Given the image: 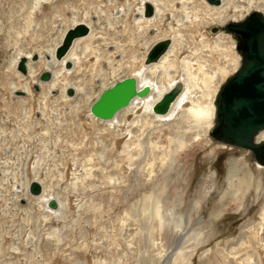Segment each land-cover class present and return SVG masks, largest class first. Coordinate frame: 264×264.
<instances>
[{"label":"rangeland","instance_id":"374dc122","mask_svg":"<svg viewBox=\"0 0 264 264\" xmlns=\"http://www.w3.org/2000/svg\"><path fill=\"white\" fill-rule=\"evenodd\" d=\"M143 1L0 0V264H264V168L211 141L213 116L163 126L136 108L110 127L87 109L112 80L140 81L141 70L166 89L187 70L193 95L208 86L203 101L213 105L239 63L219 27L253 10L264 16V0H148L158 8L149 19L136 15ZM76 21L90 32L72 43L69 70L47 83L35 62L31 78L15 71L18 54L38 53L45 66L41 54ZM163 37L168 51L145 67L146 49ZM30 181L40 196L27 193Z\"/></svg>","mask_w":264,"mask_h":264},{"label":"water","instance_id":"95a60500","mask_svg":"<svg viewBox=\"0 0 264 264\" xmlns=\"http://www.w3.org/2000/svg\"><path fill=\"white\" fill-rule=\"evenodd\" d=\"M204 1L213 6L221 3V0ZM141 7V12L136 15L139 14L142 18H151L156 13L153 4L148 0H144ZM219 29L234 39L239 64L219 85L213 96V125L208 136L212 142L248 152L249 160L264 168V140L257 138L264 131V16L253 10L239 20L227 21ZM89 30V26L82 21L65 28L52 51L41 54L46 66L37 74L36 80L47 83L54 79L57 64H61L62 71L69 70L72 62L65 56L72 42L86 36ZM170 44L169 37L154 41L145 51L143 65L157 62L168 51ZM38 58L37 53L18 55L15 71L23 77L28 76L29 63L37 61ZM38 88L39 84L33 82L32 89L38 91ZM182 89L181 79H175L151 103L150 114L160 116L168 112ZM149 92L150 86L141 85L136 76H124L112 81L99 92L88 105V113L100 122H108L134 97L144 98ZM64 93L70 97L74 95V88L66 85ZM23 94L24 90H15V95ZM27 192L30 196L37 197L42 189L36 181H31ZM46 207L55 210L52 199L48 200Z\"/></svg>","mask_w":264,"mask_h":264},{"label":"bare ground","instance_id":"6f19581e","mask_svg":"<svg viewBox=\"0 0 264 264\" xmlns=\"http://www.w3.org/2000/svg\"><path fill=\"white\" fill-rule=\"evenodd\" d=\"M36 1L38 3H41V2H43L45 0H36ZM179 1L181 2L182 0H179ZM220 5H221V3H220ZM249 6H250V4H249ZM245 10L248 11L249 9L246 8ZM157 11H158V8H155V12L156 13H157ZM223 14H225V10L222 11V12H219L217 14V17L218 18L219 17L221 18V16H223ZM208 16H211V20L214 21V18H213L212 15H208ZM147 19H149V18H147ZM141 71L137 74V76L140 78V81H138V82L141 85L148 84L150 86V92L144 98L134 97L126 107L122 108L118 112V114L121 111H123V110H131V111H134V109H136V108H142L143 109V113L145 115L146 114H150V105H151V103L155 100V98L164 89H166V88H163V87L159 86L158 83L151 82L149 79L146 78L144 71L143 70H141ZM190 75L191 74L187 70H186V73L182 75L181 81L183 83V89L179 93V95L176 97V99L174 100V102L172 103V105H171L170 109L168 110V112H166L165 114L160 115V116H154V117H156V120H158L159 123H162L163 126L166 125V124H170V123L176 122L175 119L177 117H180V116L181 117H184L183 116L184 114H187L189 117H191V123L195 127H199L198 125H204V124L208 125L209 124V121H210L211 117L213 116V105L209 104V101L208 100H207L208 102H205V101H203V99H206V98H209L210 99L211 96H212V92L213 91H210V88L207 86L206 87L207 91L204 92V93L202 92V94L197 99V97H195V95H193V93H192V90H191L189 81H187L188 80V77ZM171 83H173V81H171L169 83L168 87L171 85ZM188 101L192 104V106L187 111L184 112V111H182L183 110L182 106L186 102H188ZM117 115L114 118L110 119V121H108V124H109L110 127H114V125L117 126V125H120L121 124V122L117 121ZM190 129L191 128H189V127H186L185 128V130H190ZM198 131H200L199 128H198ZM201 132H202V130H201ZM195 138H194V141H195ZM257 138L258 139H264V131L260 132ZM178 142H179L178 149H181L182 147H184V143L182 141L180 142V139H179ZM40 195H38V196H40Z\"/></svg>","mask_w":264,"mask_h":264},{"label":"crops","instance_id":"0c3cea01","mask_svg":"<svg viewBox=\"0 0 264 264\" xmlns=\"http://www.w3.org/2000/svg\"><path fill=\"white\" fill-rule=\"evenodd\" d=\"M26 1H31V0H26ZM36 4L38 5L39 3L36 1ZM33 7V9L34 10H36L37 8H38V6H32ZM41 62V59L39 60V61H37V62H35V64L37 63V66H36V68L35 69H33L32 70V73L34 74L35 72H37V71H40L42 68H43V63H40ZM38 63H40L39 65H38ZM130 75V74H129ZM128 76V75H127ZM124 77V76H123Z\"/></svg>","mask_w":264,"mask_h":264}]
</instances>
